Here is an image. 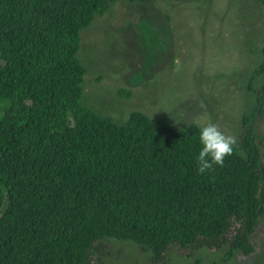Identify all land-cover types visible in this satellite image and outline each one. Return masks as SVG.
<instances>
[{
	"label": "trees",
	"instance_id": "trees-1",
	"mask_svg": "<svg viewBox=\"0 0 264 264\" xmlns=\"http://www.w3.org/2000/svg\"><path fill=\"white\" fill-rule=\"evenodd\" d=\"M120 1L136 0H0V264H92L104 240L155 261L172 247L223 253L213 264L256 252L264 88L232 154L204 174L199 126L141 112L120 125L82 106L81 33Z\"/></svg>",
	"mask_w": 264,
	"mask_h": 264
},
{
	"label": "rangeland",
	"instance_id": "rangeland-1",
	"mask_svg": "<svg viewBox=\"0 0 264 264\" xmlns=\"http://www.w3.org/2000/svg\"><path fill=\"white\" fill-rule=\"evenodd\" d=\"M81 38L78 57L88 73L81 104L120 125L135 112L180 129L214 123L237 143L244 117L263 92L264 78L254 74L264 63V7L255 0L120 1ZM253 122L264 203V103ZM253 241L254 254L228 264H264V218ZM100 246L92 264H213L224 257L172 247L155 261L132 242L104 240Z\"/></svg>",
	"mask_w": 264,
	"mask_h": 264
},
{
	"label": "clouds",
	"instance_id": "clouds-1",
	"mask_svg": "<svg viewBox=\"0 0 264 264\" xmlns=\"http://www.w3.org/2000/svg\"><path fill=\"white\" fill-rule=\"evenodd\" d=\"M200 150L196 157L197 172L204 174L214 165L223 166L224 159L233 152L236 144L234 136H226L214 123L199 129Z\"/></svg>",
	"mask_w": 264,
	"mask_h": 264
}]
</instances>
